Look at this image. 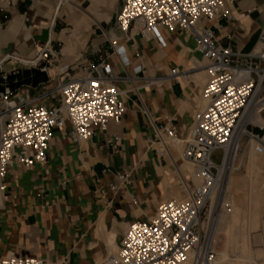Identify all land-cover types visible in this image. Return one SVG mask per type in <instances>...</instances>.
<instances>
[{
  "label": "crops",
  "instance_id": "crops-1",
  "mask_svg": "<svg viewBox=\"0 0 264 264\" xmlns=\"http://www.w3.org/2000/svg\"><path fill=\"white\" fill-rule=\"evenodd\" d=\"M120 6V0L0 2V93L10 88L11 75L20 73L17 67H23L29 83L10 88L14 99L45 95L40 103L55 104V89L64 80L54 86L51 80L62 75L63 65L70 76H80L101 59L110 64L119 86L129 88V78L140 86L128 93L126 111L119 122L111 120L106 131L95 128L78 143L68 122L55 126L45 163L8 169V202L0 211V258L95 264L119 247L130 224L146 220L160 202L179 196L181 175L193 171L182 170L181 146L159 152L157 131L173 125L179 137L187 134L201 106L205 63L190 35L179 30L164 34L166 46L133 31L129 40L121 41L126 61L109 55L106 35L122 36L115 26ZM207 26L221 44L250 53L264 28V0H236L231 18L219 16ZM47 46L56 54L51 64H31ZM139 66L142 71L137 73ZM173 68L187 77L165 79ZM145 80L151 83L144 85ZM3 109L0 101V113ZM128 172L130 183L119 180L118 175Z\"/></svg>",
  "mask_w": 264,
  "mask_h": 264
},
{
  "label": "built area",
  "instance_id": "built-area-1",
  "mask_svg": "<svg viewBox=\"0 0 264 264\" xmlns=\"http://www.w3.org/2000/svg\"><path fill=\"white\" fill-rule=\"evenodd\" d=\"M236 0H120L115 26L122 36L106 35L112 52L126 61L122 40H129L133 31L148 40L166 46L164 34L177 30L190 35L195 50L205 61L206 82L200 97L201 106L184 137L176 127L167 125L157 131L159 152L181 146L183 159L192 165L194 174L181 175V194L159 203L146 220L130 224L115 251L95 264H211L218 257L217 219L225 208L227 180L241 166V158L253 146L264 153V125L255 117L264 118V28L253 51L244 54L221 44L207 24L219 16L231 18ZM56 54L47 46L31 62L46 65ZM46 65L43 70H46ZM1 68V66H0ZM142 71V67L135 68ZM60 74L67 78L55 92L57 103L39 100H16L9 87L0 93L4 105L0 113V211L8 202L5 179L12 166L33 168L48 158L53 128L68 122L76 142L87 140L94 129L106 131L108 123L119 122L126 111L127 95L140 86L129 78L131 86L118 85L112 67L104 59L92 63L85 74L70 76L63 65ZM187 77L177 68L170 69L165 79ZM4 78H6L4 76ZM151 82L145 80L144 85ZM141 107V105H140ZM146 111V109H143ZM221 159L215 162L214 153ZM130 172L118 175L130 183ZM197 177L200 182L194 181ZM137 204L134 199L132 201ZM0 264H68L41 257L7 255Z\"/></svg>",
  "mask_w": 264,
  "mask_h": 264
},
{
  "label": "rangeland",
  "instance_id": "rangeland-1",
  "mask_svg": "<svg viewBox=\"0 0 264 264\" xmlns=\"http://www.w3.org/2000/svg\"><path fill=\"white\" fill-rule=\"evenodd\" d=\"M200 60L203 64L205 63L203 59ZM21 68L17 67V70L19 69L20 73L11 75L13 76L11 80H7V83L11 89L22 88L25 86V84L29 83H27L29 78L27 77L26 70L22 69L23 72L21 73ZM32 70L35 69L33 68ZM32 72L34 73V71ZM62 76L64 77L62 78ZM58 77V79L51 80L52 86L56 85L57 82L63 81L67 78L63 74L61 76L59 75ZM31 78H33L32 80L34 81L36 75H33ZM197 81H200V79L197 78ZM202 81L204 83L205 79H201V82ZM17 91H19V89L15 90V92ZM212 159L215 162H219L221 159V152L218 151L214 153ZM263 160L264 154H255L250 147L245 157L241 158L240 160V169L230 176L231 178L227 183L226 197L221 196V202L225 203V208L217 219L218 257L214 262L215 264H246V260L243 259L244 255H247L249 264H264V210L262 208L260 209L259 204L258 206L255 204H251L250 206V203L247 202V193L250 195L252 194L254 197L255 195L259 194V192L261 193L264 191V165H261L259 168L253 167L254 164H260ZM190 167L191 166H189V164L185 161L183 163L182 170L185 169L187 171ZM233 203L237 204L239 207V216L237 221L234 223L236 225L234 228L235 243L230 244L223 228L229 226L228 224H233V219L231 218L232 214H230L231 205ZM222 219L223 224L221 225L220 220ZM247 241L249 243V249L247 247L244 248V245L246 246ZM115 250H117V248H113L112 251ZM223 252L227 254V258L224 261L221 259V253Z\"/></svg>",
  "mask_w": 264,
  "mask_h": 264
},
{
  "label": "bare ground",
  "instance_id": "bare-ground-1",
  "mask_svg": "<svg viewBox=\"0 0 264 264\" xmlns=\"http://www.w3.org/2000/svg\"><path fill=\"white\" fill-rule=\"evenodd\" d=\"M1 1H4V0H0V2ZM253 121L255 122V123H259L260 125H264V118L263 117H255L254 119H253ZM252 148V151L256 154V152H255V150L253 149V146L251 147ZM262 154H264V153H262ZM261 154V155H262ZM261 165H264V160L260 163V164H254L253 165V167H256V168H259V167H261ZM190 166H191V168H192V174H194V169H193V167H192V165L190 164ZM253 173V172H252ZM231 176V175H230ZM229 176V178H228V180H227V183L229 182V179L231 178ZM250 180V179H249ZM252 180V179H251ZM194 181L196 182V183H199L200 182V180L197 178V177H195V179H194ZM232 183H233V181H232ZM247 186V185H246ZM243 188V187H242ZM250 190V189H249ZM253 191V190H252ZM249 193H250V191H249ZM247 202H249L250 203V206H251V204H255V205H257L258 206V204L260 205V209L262 208L263 209V203H264V191L263 192H259V194H257V195H255L254 197L252 196V194L250 195V194H248L247 193ZM249 206V205H248ZM249 206V207H250ZM256 206V207H257ZM263 211V210H262ZM226 213V212H225ZM241 213V212H240ZM255 213V212H254ZM230 214H232V219H233V224H228L229 226H227V227H225V228H223L224 230H225V232H226V235H227V240H228V242H230V244L231 243H235V235H234V228L236 227V225L234 224L236 221H237V219H238V216H239V207L237 206V204H235V203H233L232 205H231V213ZM249 214V213H248ZM222 215V214H221ZM263 216V215H262ZM230 221V220H229ZM220 223H221V225L223 224V219L222 220H220ZM248 236V235H247ZM246 238V237H245ZM248 248L249 249V243H248V241H247V243H246V246L244 245V248ZM247 252V251H246ZM249 256V255H248ZM227 258V254L225 253V252H223V253H221V259H222V261H224L225 259ZM243 259H245L246 260V262L248 263L249 262V260H248V257H247V255H244V257H243ZM215 262V261H214ZM214 262H212L211 264H215ZM245 262V261H244ZM246 263V264H247ZM187 264H190V263H187ZM245 264V263H244ZM249 264V263H248Z\"/></svg>",
  "mask_w": 264,
  "mask_h": 264
}]
</instances>
